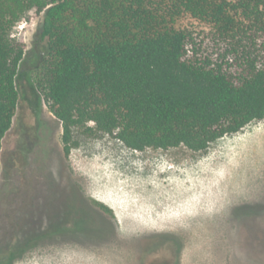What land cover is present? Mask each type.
Here are the masks:
<instances>
[{
	"label": "rangeland",
	"instance_id": "rangeland-1",
	"mask_svg": "<svg viewBox=\"0 0 264 264\" xmlns=\"http://www.w3.org/2000/svg\"><path fill=\"white\" fill-rule=\"evenodd\" d=\"M43 20L31 11L12 32L26 47L0 152V251L17 249L12 264H264V119L203 151L75 129L67 156L41 87Z\"/></svg>",
	"mask_w": 264,
	"mask_h": 264
},
{
	"label": "trees",
	"instance_id": "trees-1",
	"mask_svg": "<svg viewBox=\"0 0 264 264\" xmlns=\"http://www.w3.org/2000/svg\"><path fill=\"white\" fill-rule=\"evenodd\" d=\"M31 11L44 12L41 87L67 156L75 129L203 151L264 119V0H0V152L26 47L12 32Z\"/></svg>",
	"mask_w": 264,
	"mask_h": 264
}]
</instances>
